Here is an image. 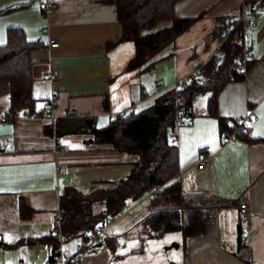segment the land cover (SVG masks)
<instances>
[{"label":"crops","instance_id":"0c3cea01","mask_svg":"<svg viewBox=\"0 0 264 264\" xmlns=\"http://www.w3.org/2000/svg\"><path fill=\"white\" fill-rule=\"evenodd\" d=\"M44 1L47 10L41 8ZM243 1L178 0L174 15L194 21L160 51L156 57L162 58L150 70H128L136 44L122 40L114 4L0 0V45L7 43L11 27L22 28L37 43L30 51L32 95L43 112L32 116L22 110L11 122L0 119V264H61L46 237L54 231L55 211L66 189L89 195L103 183L127 177L140 158L108 143L89 142L92 134L83 128L58 136L45 126L85 117L103 127L118 114L148 107L175 82L183 87L193 76L195 62L221 56L216 34L220 18L240 15ZM246 16L245 55L254 63L245 78L222 88L217 116L208 114L210 94H197L186 123L175 126L170 139L179 151L182 208L205 213L203 228L187 236L181 231L146 234L143 220L171 205L147 192L130 201L109 227L104 238L114 237L115 246L102 241L83 255L81 264H264V5L257 28L251 12ZM172 24L159 21L150 32ZM50 38L58 39L59 46L50 47ZM10 91V82L0 80V118L9 111ZM248 112L258 116L242 133L250 142H224L222 136ZM204 152L209 160L200 166ZM250 185L256 216L245 245L239 205ZM80 246L79 238L62 245L70 255Z\"/></svg>","mask_w":264,"mask_h":264},{"label":"trees","instance_id":"16d2710c","mask_svg":"<svg viewBox=\"0 0 264 264\" xmlns=\"http://www.w3.org/2000/svg\"><path fill=\"white\" fill-rule=\"evenodd\" d=\"M177 1L106 0L116 6L123 28L122 40H132L136 44V55L129 62L128 70H150L162 58L156 57L160 51L194 21V18L174 15ZM243 3L255 8L263 6L264 0H244ZM162 20H172L173 24L150 32ZM230 26L232 30L228 31ZM216 34L220 40V59L211 57L202 74L193 75L179 90L185 98L184 108L190 109L197 94L209 93L208 114L214 116H217L218 95L225 84L231 80H243L254 63L253 59L245 58V27L239 18H220ZM36 45L19 27L9 28L7 43L0 45V80L10 82L9 111L13 113L26 110L32 116L43 114L36 108L37 100L32 95L34 77L30 51ZM239 66H244V69H239ZM176 111V92L172 87L142 110L118 114L103 127L90 122L83 128L92 134L89 142L108 143L114 149L136 153L140 158L127 177L103 183L89 195H82L74 188L66 189L60 202L61 222L46 237L49 242H54V254L58 252L62 239L79 238L81 245L85 246L89 234L107 218L118 216L130 201L140 199L155 187L161 189L153 198H164L172 205L152 212L143 220L142 228L146 234L155 236L181 231L187 236L203 228L205 213L198 210L184 212L182 208V183L176 178L179 174V151L170 140L175 131ZM61 125L56 120L54 125L48 123L45 131L56 134ZM239 137L250 142L243 134ZM102 241L105 245L115 246L112 236Z\"/></svg>","mask_w":264,"mask_h":264},{"label":"built area","instance_id":"2783aa9c","mask_svg":"<svg viewBox=\"0 0 264 264\" xmlns=\"http://www.w3.org/2000/svg\"><path fill=\"white\" fill-rule=\"evenodd\" d=\"M262 6H257L255 8H249L243 5V11L240 15L237 16L239 18V21L243 22L244 27L246 24L247 20V12H251L252 17L254 19V22L252 23V26L254 28L258 27V11ZM41 8L42 9H48V2L44 1L41 3ZM237 22V21H236ZM234 22V24H236ZM232 30V26L228 27V31ZM60 44L59 40L56 38H50L49 39V46L50 47H58ZM249 57L248 54L245 55V58L247 59ZM220 58L217 57V60ZM205 63L202 61H197L194 63V72L193 75L195 76H200L202 74V69L204 67ZM239 69L243 70L244 66H239ZM56 77V74L54 72L51 73V78L54 79ZM173 88L175 89L176 92V105H177V111H176V126L177 128L180 127L181 125H184L186 123V118L188 117L191 109L190 108H184L185 106V98L183 95L179 93V90L181 88L180 83L177 81L173 84ZM16 113H13L11 111H3L1 114V120L4 122H11L15 118ZM53 121L56 120L54 116H51ZM258 116L254 115L252 112H248L242 121L235 126L233 131H231L228 134H225L222 136V139L224 142H227L231 139H242L239 137L240 134L244 133L246 131L247 127V122L252 120V119H257ZM177 138V135H176ZM243 140V139H242ZM209 160V154L207 152H204L202 154V157L199 159L198 164L200 166H204L207 164ZM176 178H179V174L176 175ZM160 187H155L152 190H150L147 194L148 197H154L157 195L160 191ZM251 185L248 187L246 190V193L244 194L242 201L239 205V213H240V226L243 230L242 234V243L243 244H248V242L251 239L252 235V230H253V221L256 216V213L253 209L252 202H251ZM55 217H56V225L60 224L61 222V210L58 209L55 211ZM116 219V216L109 217L107 218L106 222L100 225L96 231L91 232L88 237V241L85 246H80V250L77 254H68L66 251L63 250V243L65 240H61V244L58 248V252L55 254L56 259L61 263V264H81L82 257L85 253L94 251L96 247L98 246L99 243L102 242L104 236L106 233H108L109 227L114 223ZM52 247H54V242H51Z\"/></svg>","mask_w":264,"mask_h":264},{"label":"water","instance_id":"95a60500","mask_svg":"<svg viewBox=\"0 0 264 264\" xmlns=\"http://www.w3.org/2000/svg\"><path fill=\"white\" fill-rule=\"evenodd\" d=\"M92 121H93L92 118H85V117L71 118L59 127V129L57 130V134L58 136H63L65 134L72 133L80 128L86 127L87 124Z\"/></svg>","mask_w":264,"mask_h":264},{"label":"rangeland","instance_id":"374dc122","mask_svg":"<svg viewBox=\"0 0 264 264\" xmlns=\"http://www.w3.org/2000/svg\"><path fill=\"white\" fill-rule=\"evenodd\" d=\"M171 205H172V204H171ZM166 239L168 240V239H170V237H167ZM171 244H173V243H171Z\"/></svg>","mask_w":264,"mask_h":264}]
</instances>
